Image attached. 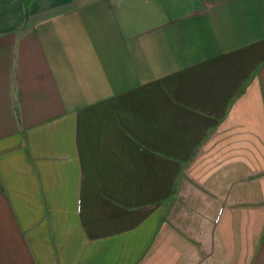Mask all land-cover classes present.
<instances>
[{"label": "crops", "instance_id": "crops-1", "mask_svg": "<svg viewBox=\"0 0 264 264\" xmlns=\"http://www.w3.org/2000/svg\"><path fill=\"white\" fill-rule=\"evenodd\" d=\"M0 264H264V0H0Z\"/></svg>", "mask_w": 264, "mask_h": 264}]
</instances>
